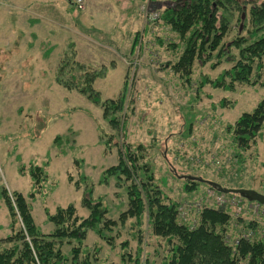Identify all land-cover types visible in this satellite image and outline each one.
I'll return each mask as SVG.
<instances>
[{"label": "rangeland", "instance_id": "obj_1", "mask_svg": "<svg viewBox=\"0 0 264 264\" xmlns=\"http://www.w3.org/2000/svg\"><path fill=\"white\" fill-rule=\"evenodd\" d=\"M112 1L114 8L109 10L113 13L96 14L93 25L131 23V47L126 48V42L119 38L115 44L119 48H112L96 35L94 39L99 43H80L82 54L91 53L93 57L87 64L76 60L75 43H68L65 49L67 29L73 32L74 24L78 26L73 18L81 13L68 0L0 1V188L5 186L10 193L24 195L31 190L30 177L18 174V156L26 169L30 163L42 166L48 162L50 180L36 200H30L34 220L44 234L55 230L54 224L46 221V211L53 215L57 208L73 205L81 218L88 217V210L81 205L83 189L77 191L68 181V176L79 180L81 173L95 185L94 195L103 197L108 218L118 221L128 209L127 190L117 188L114 179L107 186L100 185L99 180L104 170L118 163V150L128 143L133 148H148L155 182L168 202L183 208L188 222L199 219L204 209L219 208L212 195L214 190L207 184L187 191L190 183L186 176L264 195V133L248 151H241L228 128L243 113L252 112L264 96V69L260 78L256 71L253 74L252 81L257 85L237 84L233 91L215 89L208 83L239 59L235 41L251 40L253 32L257 33L251 41L264 36V25L257 31L251 22V10L264 0H234L220 9L219 16L228 22L221 59L217 51L210 59H196L188 81L173 70L186 41L162 20L164 11L175 0H104L102 4L110 5ZM148 13L159 17L148 21ZM70 36L80 37L73 33ZM65 53L85 71L102 74L94 88L104 100L117 99L126 84L125 113L118 115L124 125L118 130L110 127L100 106L57 83V69L65 61ZM100 134L103 141L111 142L106 151ZM58 135L61 145L55 146L53 141ZM75 159L84 160L83 169L77 167L79 163L74 164ZM221 209L231 218L224 232L229 244L242 237L264 240V209L263 214H256L248 205L240 215L230 208ZM250 223L257 226L249 228ZM10 233L8 212L0 200V239ZM104 233L114 238L115 246L111 248L96 232L89 231L80 262L88 258L91 264H132L129 258L135 259L139 248L143 249L141 263L165 264L172 256L171 245L152 234L147 216L140 227L130 219ZM124 242L129 244L126 249L122 248ZM63 252L71 259L69 245L65 244ZM125 253L131 257L123 256Z\"/></svg>", "mask_w": 264, "mask_h": 264}, {"label": "trees", "instance_id": "obj_2", "mask_svg": "<svg viewBox=\"0 0 264 264\" xmlns=\"http://www.w3.org/2000/svg\"><path fill=\"white\" fill-rule=\"evenodd\" d=\"M155 1L150 0L151 3ZM230 1L234 0H175L164 11L162 20L186 41V48L173 70L187 81L191 79L196 59L203 56L210 59L216 51L217 58L222 56L228 22L224 16H219V11L226 8ZM251 22L257 31L264 25V4L251 10ZM256 33L253 32L255 36L251 40L256 37ZM138 39L137 36L134 46ZM251 40L240 38L234 42L233 46L239 49V59L231 69L223 70L216 80H208L213 88L233 91L237 84L257 85L252 77L256 71L260 78L264 69V36ZM64 60L57 69V83L70 92L77 91L96 106H100L103 117L111 128L118 130L121 124L124 125L120 121L122 116L118 115L125 113L126 84L117 99L104 100L94 88L95 81L102 74L98 71H85L82 64L70 61L68 54ZM224 103L222 101L220 105L224 107ZM228 128L239 150L248 151L255 145L264 133V96L252 112L243 113ZM99 138L105 151L111 147L110 141H103V134ZM61 139V136H56L54 145H61ZM122 145L118 150V163L104 170L99 184L107 186L114 179L117 188H126L128 209L121 213L118 221L109 219V211L103 204L104 199L94 195L95 185L90 182L89 177L81 173L80 179L73 181L68 176L69 183L77 191L83 189L81 205L88 210L89 215L81 218L73 205L57 208L53 215L46 211V221L55 226L50 234H44L37 226L30 204V200H36L50 180L46 170L49 163L42 166L30 163L26 169L18 156V174L22 177L29 176L32 185L27 195L17 191L10 193L5 186L0 188V200L7 209L11 229L10 235L0 239V264H91L88 258L80 262L82 247L89 231L96 232L100 239L113 248L114 238L104 232H111L118 222L123 225L130 219H135L140 227L145 216L152 234L166 240L172 247V256L165 264H264V240L251 241L249 237H242L232 245L229 244L224 232L231 218L225 210L204 209L199 219L193 223L179 217L178 205L168 202L155 182L153 168L148 162V148L143 145L133 148L128 143ZM62 155L66 154L63 152ZM75 163L80 164L77 167L81 170L85 162L75 159ZM186 181L190 183L186 187L187 191H193L199 184H204ZM209 188L216 191L210 186ZM229 196L240 197L232 194ZM255 226V223L248 225L249 228ZM138 241L142 244L141 238ZM65 244L71 247V259L63 252ZM128 246V242L122 244L123 249ZM142 253L143 249L139 248L137 257L129 258V262L149 264L147 261L141 263ZM123 256L130 255L125 253ZM95 260L98 261L97 258Z\"/></svg>", "mask_w": 264, "mask_h": 264}, {"label": "crops", "instance_id": "obj_3", "mask_svg": "<svg viewBox=\"0 0 264 264\" xmlns=\"http://www.w3.org/2000/svg\"><path fill=\"white\" fill-rule=\"evenodd\" d=\"M107 1H109V0H107ZM103 2H104V0H88L85 11L81 12L78 15L76 13V17L73 18V22L77 23V24L79 23L80 26L79 25L78 26L80 28H78V26L76 24H74L73 32L70 31V29H67L68 30V34H67L68 36L64 37L65 38V40H64L65 41L64 42L65 49H66L68 43H75L76 60L82 64H87L89 62V60H92L93 57H92L91 53H90V55L86 54L85 52L82 54L80 43L88 44V41H90L92 43H94V42L99 43V42L95 41V39H94V38H98V37H96V35L100 36L101 41L104 40L106 43L113 45V47L110 46L112 48H114L115 46H116V49H117V47L119 48L118 45H115L119 42L118 41L119 38H121L122 41L126 42V48L131 47L130 39H129V36L132 33L131 23L129 25H126V22H119V21L115 22V21H113V23H111L110 26L109 25L105 26L102 24L98 27V26L93 25L95 22L94 19H95L96 14H100L101 16H103V13H105V11L113 13V9L109 10V7L114 8L113 1L111 2L112 4H110V5H103L102 4ZM117 2H119V1L117 0ZM69 4H70V2H69ZM69 32L73 33L75 36L78 35L80 37H77V38L71 37ZM73 38H76L77 41H75ZM127 44H128V46H127ZM102 46H104V45H102ZM124 66L126 67L125 64H124ZM124 83H125V81H124Z\"/></svg>", "mask_w": 264, "mask_h": 264}, {"label": "built area", "instance_id": "obj_4", "mask_svg": "<svg viewBox=\"0 0 264 264\" xmlns=\"http://www.w3.org/2000/svg\"><path fill=\"white\" fill-rule=\"evenodd\" d=\"M1 1V0H0ZM70 5L79 12H84L87 6L88 0H69ZM159 16L155 14L148 13L146 14V18L149 20H154L155 18H158ZM213 197L215 198L216 206L217 208L221 209L222 207L228 209H232L236 215H240L244 213V210L246 211V206H250V211L253 213H262V210L264 209V206L258 204V203H248L246 200L238 197V196H232L233 198H229L227 195H223L220 193H216V191L212 192ZM248 204V205H246ZM178 214L179 217L184 219L185 221H188L185 217V212L183 211V208H178Z\"/></svg>", "mask_w": 264, "mask_h": 264}, {"label": "water", "instance_id": "obj_5", "mask_svg": "<svg viewBox=\"0 0 264 264\" xmlns=\"http://www.w3.org/2000/svg\"><path fill=\"white\" fill-rule=\"evenodd\" d=\"M185 180H191V181H198L203 182L215 189L218 193L224 194V195H239L241 198L245 199L248 202L251 203H258L260 205L264 206V195L260 194L254 190H246V189H229L226 187H223L215 182L207 181L199 177H193V176H186Z\"/></svg>", "mask_w": 264, "mask_h": 264}, {"label": "flooded vegetation", "instance_id": "obj_6", "mask_svg": "<svg viewBox=\"0 0 264 264\" xmlns=\"http://www.w3.org/2000/svg\"><path fill=\"white\" fill-rule=\"evenodd\" d=\"M239 1H241V0H239Z\"/></svg>", "mask_w": 264, "mask_h": 264}]
</instances>
